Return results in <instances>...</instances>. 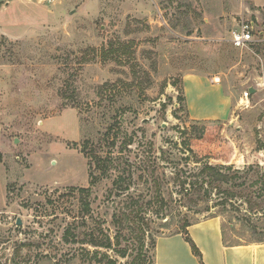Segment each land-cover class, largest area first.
<instances>
[{
    "label": "rangeland",
    "instance_id": "1",
    "mask_svg": "<svg viewBox=\"0 0 264 264\" xmlns=\"http://www.w3.org/2000/svg\"><path fill=\"white\" fill-rule=\"evenodd\" d=\"M241 20L255 41L238 48ZM205 162L245 185L186 195ZM93 177L83 219L73 189ZM130 197L147 264L184 221L264 240V0H0V264L131 263L113 219Z\"/></svg>",
    "mask_w": 264,
    "mask_h": 264
},
{
    "label": "trees",
    "instance_id": "2",
    "mask_svg": "<svg viewBox=\"0 0 264 264\" xmlns=\"http://www.w3.org/2000/svg\"><path fill=\"white\" fill-rule=\"evenodd\" d=\"M88 145V143H86ZM93 163L96 167V169L100 168L102 164L105 165L106 161L101 158L93 159ZM200 163V162H197ZM92 164V163H91ZM224 166L218 167L210 165V163L205 162L202 165V168L200 169V172L197 175H193L192 177H195L196 180L193 181L192 179L186 178L182 182L181 188L184 190L186 195H195V194H201V191L203 190L204 193H209V189H217L219 191H222L223 186H233L235 188H240L245 185L244 183L236 184L237 177L234 175L239 174L237 171L236 174L228 175L227 173H223L222 169ZM92 168V167H91ZM105 172V171H104ZM103 172V174H104ZM92 176V175H91ZM97 179V180H96ZM100 179V178H99ZM98 181V178L93 177L91 180V186L89 188H81V189H73L74 191H78L81 193V211L83 212V219L90 215L92 212L91 207V201L90 198L92 196L93 187L96 185V182ZM235 182V183H234ZM124 184H126V181L124 180V176H119L114 181L115 189L121 192H126L130 190V187L126 185L124 187ZM208 185V189H205V186ZM236 197L237 194H232V197ZM157 201L160 202L162 205L165 204V200L162 197L161 191L157 192ZM121 205L126 206V208L131 209L129 213H123L121 212L120 215L114 214V221H115V227H119L117 235H116V245L120 246L122 241H133L139 244V252L138 254L133 258L132 262L129 264H147L149 257L146 255L145 250V242L143 239V236L146 233V226H147V216L144 214V206L139 201V199L130 197L126 201H121ZM123 207V206H121ZM123 210V208H119ZM130 223H133V225L130 226ZM192 224L188 221H184L182 228L180 231H178L175 234H181L185 241L189 244L191 251L193 255L198 259L200 264H205L203 260V254L195 241L191 238L188 228ZM126 231L131 233V235L124 234ZM259 241V242H263ZM152 247H153V257L149 264H155V258H156V240L152 239ZM91 246L95 248H106L111 249L113 247L112 241L110 238H106L105 241H99L97 239H93L90 241ZM120 257L126 258L127 257V251H119ZM97 253V252H96ZM98 254V253H97ZM94 257H97V255H94ZM108 258V257H105ZM109 264H117L116 261H111L108 259Z\"/></svg>",
    "mask_w": 264,
    "mask_h": 264
},
{
    "label": "crops",
    "instance_id": "3",
    "mask_svg": "<svg viewBox=\"0 0 264 264\" xmlns=\"http://www.w3.org/2000/svg\"><path fill=\"white\" fill-rule=\"evenodd\" d=\"M195 82L199 84L200 80L194 77L189 83ZM188 232L201 250L205 264H264V241L229 244L219 218L194 223ZM155 264L200 263L181 234L163 233L156 239Z\"/></svg>",
    "mask_w": 264,
    "mask_h": 264
},
{
    "label": "built area",
    "instance_id": "4",
    "mask_svg": "<svg viewBox=\"0 0 264 264\" xmlns=\"http://www.w3.org/2000/svg\"><path fill=\"white\" fill-rule=\"evenodd\" d=\"M254 32L255 25L253 22L241 20L240 27L231 33V43L238 48L246 46L255 41ZM245 97L248 99L249 93H245Z\"/></svg>",
    "mask_w": 264,
    "mask_h": 264
},
{
    "label": "water",
    "instance_id": "5",
    "mask_svg": "<svg viewBox=\"0 0 264 264\" xmlns=\"http://www.w3.org/2000/svg\"><path fill=\"white\" fill-rule=\"evenodd\" d=\"M251 93H254V89H251ZM19 226L22 224V221L21 220H18V223H17Z\"/></svg>",
    "mask_w": 264,
    "mask_h": 264
}]
</instances>
